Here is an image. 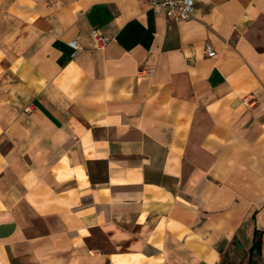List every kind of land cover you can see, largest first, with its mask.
<instances>
[{"label": "crops", "instance_id": "obj_1", "mask_svg": "<svg viewBox=\"0 0 264 264\" xmlns=\"http://www.w3.org/2000/svg\"><path fill=\"white\" fill-rule=\"evenodd\" d=\"M250 263L264 0H0V264Z\"/></svg>", "mask_w": 264, "mask_h": 264}, {"label": "built area", "instance_id": "obj_2", "mask_svg": "<svg viewBox=\"0 0 264 264\" xmlns=\"http://www.w3.org/2000/svg\"><path fill=\"white\" fill-rule=\"evenodd\" d=\"M143 2L149 4L152 7L162 8L165 12L167 19L181 21L189 18L192 7L193 0H142ZM95 47L97 49H104L109 40L103 36L95 32L93 34ZM69 45L73 49L72 55H74L79 50V44L76 40H72L69 42ZM206 54L209 57L215 56V51L211 47L209 43H206Z\"/></svg>", "mask_w": 264, "mask_h": 264}, {"label": "water", "instance_id": "obj_3", "mask_svg": "<svg viewBox=\"0 0 264 264\" xmlns=\"http://www.w3.org/2000/svg\"><path fill=\"white\" fill-rule=\"evenodd\" d=\"M236 246L239 248H242V246L237 242V240H235Z\"/></svg>", "mask_w": 264, "mask_h": 264}, {"label": "trees", "instance_id": "obj_4", "mask_svg": "<svg viewBox=\"0 0 264 264\" xmlns=\"http://www.w3.org/2000/svg\"><path fill=\"white\" fill-rule=\"evenodd\" d=\"M250 264H254V263H250Z\"/></svg>", "mask_w": 264, "mask_h": 264}]
</instances>
